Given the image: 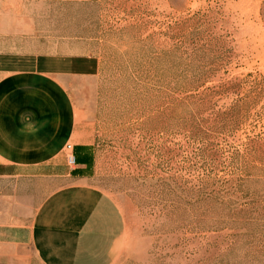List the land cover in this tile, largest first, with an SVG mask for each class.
I'll use <instances>...</instances> for the list:
<instances>
[{"label": "rangeland", "instance_id": "obj_1", "mask_svg": "<svg viewBox=\"0 0 264 264\" xmlns=\"http://www.w3.org/2000/svg\"><path fill=\"white\" fill-rule=\"evenodd\" d=\"M32 8L37 49L92 58L76 173L123 214L114 264H264V0Z\"/></svg>", "mask_w": 264, "mask_h": 264}, {"label": "crops", "instance_id": "obj_2", "mask_svg": "<svg viewBox=\"0 0 264 264\" xmlns=\"http://www.w3.org/2000/svg\"><path fill=\"white\" fill-rule=\"evenodd\" d=\"M61 1L0 0V264H114L125 248L118 205L76 173L91 144L72 86L92 58L34 46L32 7Z\"/></svg>", "mask_w": 264, "mask_h": 264}, {"label": "built area", "instance_id": "obj_3", "mask_svg": "<svg viewBox=\"0 0 264 264\" xmlns=\"http://www.w3.org/2000/svg\"><path fill=\"white\" fill-rule=\"evenodd\" d=\"M73 151H74L73 146L68 145L67 146V160H68L69 165L75 164V156H74Z\"/></svg>", "mask_w": 264, "mask_h": 264}]
</instances>
